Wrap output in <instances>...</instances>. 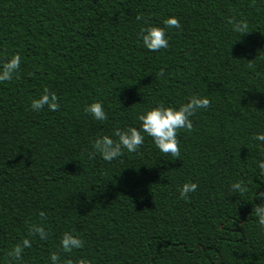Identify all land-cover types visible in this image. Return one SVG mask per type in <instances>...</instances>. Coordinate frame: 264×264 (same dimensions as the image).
<instances>
[{
    "label": "trees",
    "instance_id": "trees-1",
    "mask_svg": "<svg viewBox=\"0 0 264 264\" xmlns=\"http://www.w3.org/2000/svg\"><path fill=\"white\" fill-rule=\"evenodd\" d=\"M137 15L160 26L174 16L180 28L166 29V49L149 51ZM239 19L249 30L240 39L231 30ZM13 53L20 69L0 82V264H48L52 251L61 264H264L251 213L254 190L264 191L252 139L264 133V0H0V62ZM45 87L59 108L31 111ZM193 94L209 107L177 131L178 157L147 136L111 162L89 157L96 136ZM96 101L103 122L84 111ZM238 179L243 194L230 191ZM185 182L198 187L181 200ZM30 223L47 239L30 238L10 261ZM64 232L83 247L63 253Z\"/></svg>",
    "mask_w": 264,
    "mask_h": 264
},
{
    "label": "clouds",
    "instance_id": "clouds-1",
    "mask_svg": "<svg viewBox=\"0 0 264 264\" xmlns=\"http://www.w3.org/2000/svg\"><path fill=\"white\" fill-rule=\"evenodd\" d=\"M136 19L145 21V18L140 15H137ZM162 25L144 22L137 33V38L145 49L149 51L166 49L169 43L166 29L180 28V23L174 16L164 19ZM231 30L238 34L240 39L243 34L249 32L248 23L245 19L234 20L231 22ZM20 64L21 57L18 53H13L0 62V82L10 81L18 73ZM159 75H163V69L160 70ZM208 107L209 98L207 96L193 94L187 97L186 101L179 104L178 107H166L162 104H157L147 108L137 114L138 126L115 127L111 135L101 134L92 139L88 155L91 158L98 154L104 162H111L118 159L124 151L129 153L137 151L143 145L145 136H147L151 138L152 143L160 153L178 157L177 131L180 129L191 130L192 121L190 117L198 110L207 109ZM45 108L50 112H54L59 108L57 95L54 92H50L46 87L39 95L31 98L29 102V109L33 112H40ZM84 111L96 121L103 122L107 118L103 105L98 101L86 105ZM252 139L255 141L259 156L258 159L254 160L255 170L257 174H264V146H262L264 145V133H257ZM260 181H264V179H260ZM197 187L195 182L183 183L178 188V199L187 200L189 195L197 190ZM229 188L234 194H243L248 190L247 184L239 179L232 182ZM256 189L252 200L255 199L259 203L253 206L251 213L255 217L258 229L264 233V191H256ZM40 216L43 217L42 212ZM32 237L45 240L48 237V232L41 224H28L27 237L7 251V258L10 261L19 262L22 258L23 250L31 247L30 238ZM82 247L83 241L78 236L70 232L61 234L59 249L63 253H71L73 250ZM47 260L48 264H61L60 254L57 251L50 252ZM63 264H73V261L66 259ZM75 264H92V262L81 257L75 261Z\"/></svg>",
    "mask_w": 264,
    "mask_h": 264
}]
</instances>
